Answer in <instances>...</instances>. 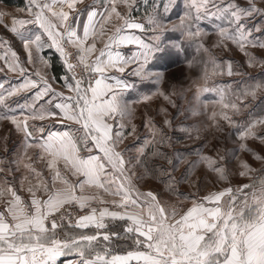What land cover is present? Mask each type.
I'll return each mask as SVG.
<instances>
[{
	"label": "snow or ice",
	"instance_id": "snow-or-ice-1",
	"mask_svg": "<svg viewBox=\"0 0 264 264\" xmlns=\"http://www.w3.org/2000/svg\"><path fill=\"white\" fill-rule=\"evenodd\" d=\"M16 12L0 11V264H264V0ZM174 57L187 73L154 71ZM153 97L162 119L137 125Z\"/></svg>",
	"mask_w": 264,
	"mask_h": 264
},
{
	"label": "rangeland",
	"instance_id": "rangeland-1",
	"mask_svg": "<svg viewBox=\"0 0 264 264\" xmlns=\"http://www.w3.org/2000/svg\"><path fill=\"white\" fill-rule=\"evenodd\" d=\"M92 1V0H91ZM0 11H5L11 14H14V10L10 9L9 6L3 4L0 2ZM15 15V14H14ZM54 52V50H53ZM235 59L239 60L240 56L237 55L235 57ZM174 62H166V61H161V65L157 68L154 69V71H161L164 72L166 77H173V76H179V74L181 72L187 73V69L185 66V61L183 59V57L180 58H173ZM249 73L254 76L259 78V73L260 70L257 69H249ZM0 78H2V76H0ZM220 80L223 81H227V82H231L233 79L238 80L239 77H234V78H229V77H223V78H218ZM15 82V81H14ZM139 91L141 93H147L150 91H154V89H152L149 85H145L143 87H140ZM133 98H136L135 96ZM184 103V102H181ZM162 106H166L165 102L162 99L153 97V99L151 101L148 102H143L141 104H138L136 106V120L135 122L137 123V125L141 124V120H142V114L147 113L148 115H151L155 118V120L157 121V123L160 122V120L162 119V115H158V109ZM169 112H174V109L169 108ZM179 119L184 120V117H180ZM193 122V118L189 117L188 119L185 120V124H191ZM178 123V122H177ZM140 132L141 135H147V129L144 128H140ZM169 135H171L173 137L174 141H179L176 144L177 148H184V147H191L193 146V142L186 139L185 135L179 131H173V130H169ZM235 137L233 136L232 140H229L227 142V147L229 149H238V145L234 142ZM251 147L255 148V149H259V142H254L250 144ZM237 155L241 156L242 158H246L249 159L250 162L253 164L254 167L259 168L260 164L259 162L253 161L251 160L250 155L245 154V153H240L239 151H237ZM233 183H236V180H233Z\"/></svg>",
	"mask_w": 264,
	"mask_h": 264
},
{
	"label": "trees",
	"instance_id": "trees-1",
	"mask_svg": "<svg viewBox=\"0 0 264 264\" xmlns=\"http://www.w3.org/2000/svg\"><path fill=\"white\" fill-rule=\"evenodd\" d=\"M1 3L7 5V6H23L25 4V0H0ZM53 58V63L56 67H58V61L56 59V55L53 54L51 56ZM55 71V68L53 69Z\"/></svg>",
	"mask_w": 264,
	"mask_h": 264
},
{
	"label": "crops",
	"instance_id": "crops-1",
	"mask_svg": "<svg viewBox=\"0 0 264 264\" xmlns=\"http://www.w3.org/2000/svg\"><path fill=\"white\" fill-rule=\"evenodd\" d=\"M92 1L91 0H86V3H91ZM25 3H26V0H25ZM10 7V9H12V10H14V14L15 15H21L20 13H18V12H16V9L17 8H20V7H23V6H9ZM54 50V49H53ZM53 50H45V54L47 55V56H52L53 54H55V51L53 52ZM56 55V54H55Z\"/></svg>",
	"mask_w": 264,
	"mask_h": 264
}]
</instances>
